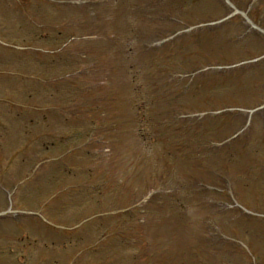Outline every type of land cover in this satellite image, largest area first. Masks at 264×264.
I'll use <instances>...</instances> for the list:
<instances>
[{
    "label": "rangeland",
    "instance_id": "obj_1",
    "mask_svg": "<svg viewBox=\"0 0 264 264\" xmlns=\"http://www.w3.org/2000/svg\"><path fill=\"white\" fill-rule=\"evenodd\" d=\"M234 13L0 0V264H264V35Z\"/></svg>",
    "mask_w": 264,
    "mask_h": 264
}]
</instances>
